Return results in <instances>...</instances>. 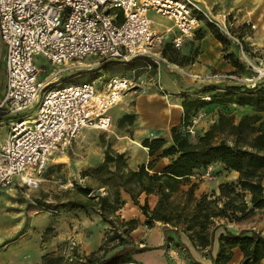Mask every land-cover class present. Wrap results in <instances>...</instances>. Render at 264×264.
I'll return each mask as SVG.
<instances>
[{
	"label": "built area",
	"instance_id": "built-area-1",
	"mask_svg": "<svg viewBox=\"0 0 264 264\" xmlns=\"http://www.w3.org/2000/svg\"><path fill=\"white\" fill-rule=\"evenodd\" d=\"M149 11L172 21L175 34L169 42L175 49L193 37L201 24L209 23L235 41L241 57L253 68L247 80L264 79V69L249 62L233 34L232 20L197 0H0L5 69L0 129L6 127L0 139V189L10 187L14 179L25 188H35L49 160L65 153L84 128L109 127V109L134 86L129 77L99 75L95 80L66 82L45 90L61 73L108 62H142L144 68L156 71L176 67L162 54L168 30L154 28ZM37 56L49 63V72L37 66ZM222 77L232 76L212 73L208 78ZM205 113L198 109L184 126L192 140L199 135L197 128ZM199 178H212L210 165ZM121 209L118 214L125 218ZM77 247L73 237L66 239L61 247L65 262L76 260ZM178 253L179 246H174L171 254Z\"/></svg>",
	"mask_w": 264,
	"mask_h": 264
},
{
	"label": "trees",
	"instance_id": "trees-1",
	"mask_svg": "<svg viewBox=\"0 0 264 264\" xmlns=\"http://www.w3.org/2000/svg\"><path fill=\"white\" fill-rule=\"evenodd\" d=\"M205 25L221 42L223 58L233 68H241L242 63L235 53L228 50L227 39H223L209 23ZM232 32L237 35V31L232 29ZM203 36L204 33L197 30L194 38L202 39ZM162 54L177 65L193 62V58L180 55L170 42L164 44ZM110 64L117 63L110 62L108 65ZM217 88L204 87L199 96L195 93L189 94L188 91L180 93L182 117L180 124L170 129L171 144L166 146L167 141L162 136L141 140V145L147 149L149 156L146 164L142 163L137 168L130 169L123 153L107 147L102 164L90 171L96 174L105 171L106 179L102 182L104 194L92 195L89 187H76L84 199L70 201V208L91 209L109 226L105 242L98 251L83 258L84 264H118L132 254L150 249L146 246H135L130 241L129 234L138 226L139 219H126L118 214L125 204L120 196L121 191L128 194L132 204L138 207L147 228L159 222L164 225V233L167 230L182 232L192 246L202 251L208 259L207 262H200L189 258L187 264H228L232 249L236 246L242 252L239 264H259L264 258V235L253 230L235 234L226 228L218 237L216 255H211L215 233L220 227L217 224L219 219L233 222L245 218L253 209L264 208V121H260L257 115H251L234 123L232 117L221 113L218 122L195 140L184 130L188 119L200 107L209 104L202 99L203 94ZM223 95L226 102L246 104L254 106L256 111H264V86L244 88L242 91L236 87H227ZM256 122L259 123L255 127ZM226 127L230 139L222 136L214 141L215 133L223 135ZM163 157H167L169 162L159 171H153L158 160ZM213 163H221L224 170L237 172L236 183H223L219 185L218 193L212 191L196 196L198 184L192 177L198 178L202 173L200 170ZM142 193L157 196L153 208H149L146 200L139 202L138 198ZM246 195H249L250 206L245 200ZM113 240L120 248L106 256V243ZM169 240L173 241L174 238ZM174 242L179 245L178 241ZM46 258L47 255L42 256V264H45Z\"/></svg>",
	"mask_w": 264,
	"mask_h": 264
},
{
	"label": "rangeland",
	"instance_id": "rangeland-1",
	"mask_svg": "<svg viewBox=\"0 0 264 264\" xmlns=\"http://www.w3.org/2000/svg\"><path fill=\"white\" fill-rule=\"evenodd\" d=\"M204 2L213 13L219 12L225 14L232 20L234 24L232 29L237 31V35L233 34L236 37H238V33L240 34L238 38L243 45L249 62L255 67L264 69V0H204ZM148 17L152 20L154 28L164 29L163 31L168 30L167 35H169V38L166 42H169L172 34H175V29L172 28V21L154 11H149ZM199 31L202 32L203 30ZM222 38L227 39L229 43L228 50L232 49L242 63V67L233 68L229 71H212V73H221L227 76L231 75L232 77L203 79L200 81L193 80L195 84L189 83L190 90H188V93H195L198 96L201 95L200 91L204 87H218L216 90L203 94V96L208 97L204 101L209 102V104L200 107L206 112V118L200 123L202 129H205L201 135L205 131L210 130L218 122L221 113L232 117L234 123H238L245 116L251 115H257L260 121H264V111H256L254 106L246 104L226 102L223 94L227 87H236L241 91L244 88H258L264 86V79L255 83L249 82L247 78L253 73V68L241 57L235 41L224 35H222ZM194 40V37L190 40H184L181 47L177 49L179 54L182 55L181 50L185 44L191 43L193 47L191 48L189 57L193 58L196 56L198 48L195 46ZM218 42L222 48L221 42ZM250 43L255 44H252V46ZM82 62L85 63L86 61ZM36 64L38 67L45 66L47 72L51 70L49 63L42 56L36 57ZM108 64L99 63L91 67L84 66L71 72L65 71L60 74L61 76L56 82L50 83L45 87V90H47L66 83L65 81L76 83L95 80L99 75L106 78L110 76L129 77L133 80L132 83L134 85L124 94L118 103L109 109V127L107 129L84 128L72 141L65 153L54 155L49 160L41 180L35 188L28 189L23 186H10L0 190V252L6 246L11 245V243H23L24 247L30 250L35 248V246L42 247L53 232L50 226L53 224L59 211L70 208L68 205L70 201L84 199L77 192L76 187H89L92 195L96 193L104 194L105 190L102 187V182L106 179L105 171L97 174L90 171H93L102 164L107 147L116 151L113 147L123 146L124 143H127V147L141 149V142L137 143L132 139V132L134 130L132 108L137 94L149 92L150 89L160 86L155 77L157 71L153 68H144L142 62ZM175 65L176 67L174 68H164L166 72L177 76L176 79L178 80L182 78L192 79L188 75L189 72L185 70V65ZM138 84L139 86H137ZM4 86V52L0 48V100L3 95ZM258 123L256 122L254 126L256 127ZM227 131L228 128L226 127L223 135L216 132L214 141H218L222 136L230 139ZM5 133L6 127L4 126L0 129V139L5 137ZM147 137L154 138L150 134ZM136 153L139 154V152ZM100 236L101 227L97 225L92 229V240L95 241V244L99 241ZM2 255L6 257L8 254L6 252L0 254V256ZM46 255L45 264H69L64 261L61 254L48 253ZM83 261L84 259L77 256L73 264H84Z\"/></svg>",
	"mask_w": 264,
	"mask_h": 264
},
{
	"label": "crops",
	"instance_id": "crops-1",
	"mask_svg": "<svg viewBox=\"0 0 264 264\" xmlns=\"http://www.w3.org/2000/svg\"><path fill=\"white\" fill-rule=\"evenodd\" d=\"M197 1L207 7L204 0ZM216 14L221 13L217 12ZM156 29L160 30L161 28ZM198 30H203L204 36L202 39L194 40L195 46L198 48L197 54L193 57V62L184 66L185 70L189 74L193 73L192 75H197L201 78L198 81L209 79L208 77L212 74V71L232 70L233 67L223 58V55H220L222 53L221 45L207 29L206 25L201 24ZM167 37L169 38V35ZM193 37L187 40L193 39ZM252 44L255 43H250V45ZM192 47L193 45L191 43L185 44L181 50L182 55L189 56ZM229 51L231 52L232 49ZM155 77L160 83V90L154 87L149 92L139 93L135 96V102L132 108L134 114L132 139L140 143L143 138H146L151 133L153 137H164L167 141L166 146H168L171 144V127L179 125L181 122L182 98L180 93L190 90L189 86L191 82L195 84V81H193V78L190 80L186 78L178 80L176 79L177 76L166 72L164 67H161L157 71ZM197 130L201 134L205 129L203 130L202 125H199ZM126 144L124 143L123 146L113 148L119 153H124L127 157V166L130 169H135L138 165L147 163L149 156L145 147L141 146V149H134L127 147ZM136 152H139V154ZM168 162L169 159L167 157L160 158L153 171H159ZM210 166L212 168L211 179L192 177V180L198 184L195 190L196 196L212 191L218 193L220 184L236 183L237 181V172L224 170L221 163H213ZM204 169H201L200 172H203ZM262 185H264V179H262ZM11 186L21 185H19L17 179H14ZM120 196L125 202L121 209V215L125 218L134 217L139 219L138 226L129 234L130 241L135 246H146L150 249L132 254L124 262L118 264H182L184 261L187 264L189 258L200 262L208 261L202 254V251L194 248L182 232L175 233L167 230V233H164V225L159 222L147 228L143 224V215L138 207L132 204L129 195L121 191ZM138 199L140 203L146 200L149 208H153L157 201V196L142 193ZM245 200L250 206L249 195H246ZM217 224H220V227L216 230L211 247L212 256H215L218 251V237L223 233L224 228L235 234L245 230H253L264 235V208L253 209L245 218L233 222L219 219ZM97 225L101 227V236L97 244H95V241L92 240V229ZM50 228L53 229V232L49 236L48 241L40 248L35 246V248L30 250L24 247L23 243H11V245L6 246L0 254L7 252L8 255L6 257L3 255L0 256V264H42L43 255L48 253H57L60 255L63 243L70 237L76 240L78 244L77 255L83 259L99 250L109 232L108 224L101 219L98 213L88 208H66L60 210ZM171 237L174 238L173 241L169 240ZM174 241H178L179 245H176ZM174 246H179V253L177 255L171 254ZM119 248L115 240L107 242L106 256ZM241 260L242 252L236 246L232 249V257L228 264H239ZM259 264H264V258L260 260Z\"/></svg>",
	"mask_w": 264,
	"mask_h": 264
}]
</instances>
